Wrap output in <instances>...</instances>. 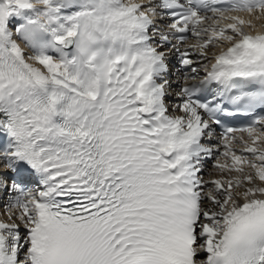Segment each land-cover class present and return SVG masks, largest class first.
I'll return each mask as SVG.
<instances>
[{"label":"snow or ice","instance_id":"obj_1","mask_svg":"<svg viewBox=\"0 0 264 264\" xmlns=\"http://www.w3.org/2000/svg\"><path fill=\"white\" fill-rule=\"evenodd\" d=\"M0 264H264V0H0Z\"/></svg>","mask_w":264,"mask_h":264}]
</instances>
